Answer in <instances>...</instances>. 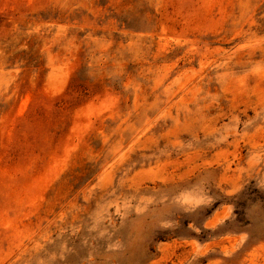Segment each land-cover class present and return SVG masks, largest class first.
Listing matches in <instances>:
<instances>
[{"label": "rangeland", "instance_id": "374dc122", "mask_svg": "<svg viewBox=\"0 0 264 264\" xmlns=\"http://www.w3.org/2000/svg\"><path fill=\"white\" fill-rule=\"evenodd\" d=\"M0 264H264V0H0Z\"/></svg>", "mask_w": 264, "mask_h": 264}]
</instances>
